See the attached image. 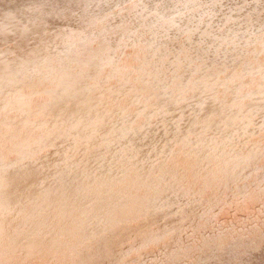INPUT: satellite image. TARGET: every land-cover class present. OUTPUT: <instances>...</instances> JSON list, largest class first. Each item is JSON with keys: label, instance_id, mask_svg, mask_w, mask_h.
<instances>
[{"label": "bare ground", "instance_id": "bare-ground-1", "mask_svg": "<svg viewBox=\"0 0 264 264\" xmlns=\"http://www.w3.org/2000/svg\"><path fill=\"white\" fill-rule=\"evenodd\" d=\"M0 264H264V0H0Z\"/></svg>", "mask_w": 264, "mask_h": 264}]
</instances>
